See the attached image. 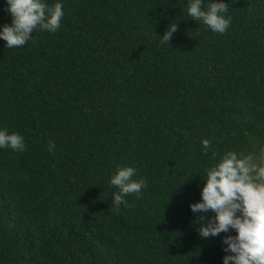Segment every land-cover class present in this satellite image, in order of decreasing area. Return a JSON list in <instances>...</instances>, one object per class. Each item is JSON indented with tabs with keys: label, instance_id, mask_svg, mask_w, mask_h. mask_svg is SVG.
I'll return each instance as SVG.
<instances>
[{
	"label": "trees",
	"instance_id": "obj_1",
	"mask_svg": "<svg viewBox=\"0 0 264 264\" xmlns=\"http://www.w3.org/2000/svg\"><path fill=\"white\" fill-rule=\"evenodd\" d=\"M183 6L63 0L55 33L0 40V127L25 142L0 148V264H221L220 237L192 223L203 181L184 176L209 162L202 138L217 153L264 145V0H230L223 34ZM121 165L147 187L116 211Z\"/></svg>",
	"mask_w": 264,
	"mask_h": 264
},
{
	"label": "clouds",
	"instance_id": "obj_2",
	"mask_svg": "<svg viewBox=\"0 0 264 264\" xmlns=\"http://www.w3.org/2000/svg\"><path fill=\"white\" fill-rule=\"evenodd\" d=\"M229 3L230 0H182L181 11L206 30L223 34L231 23ZM4 11L10 23L0 25V40L8 48L32 43L36 31L55 33L65 14L63 0H4ZM176 30V23L171 22L163 35L154 34L161 45H169ZM200 145L201 153L209 156L208 164L184 176L197 172L203 181L199 199L189 204L198 237H220L224 253L221 264H264V145L257 143L246 152L223 153L211 150L209 138H202ZM55 147L54 142L48 143V151ZM0 148L23 151L24 137L0 127ZM108 183L115 189L111 206L116 211L121 205L128 206L127 196L139 197L147 187V181L129 165L117 166ZM209 212L212 215H206Z\"/></svg>",
	"mask_w": 264,
	"mask_h": 264
}]
</instances>
